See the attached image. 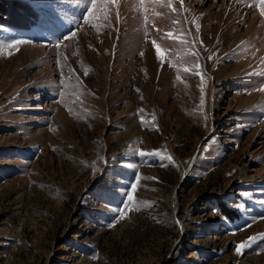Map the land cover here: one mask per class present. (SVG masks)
Masks as SVG:
<instances>
[{
	"label": "rangeland",
	"instance_id": "1",
	"mask_svg": "<svg viewBox=\"0 0 264 264\" xmlns=\"http://www.w3.org/2000/svg\"><path fill=\"white\" fill-rule=\"evenodd\" d=\"M90 7L0 0V264H264V2Z\"/></svg>",
	"mask_w": 264,
	"mask_h": 264
},
{
	"label": "snow or ice",
	"instance_id": "2",
	"mask_svg": "<svg viewBox=\"0 0 264 264\" xmlns=\"http://www.w3.org/2000/svg\"><path fill=\"white\" fill-rule=\"evenodd\" d=\"M91 2V7L90 9H88L87 11V18L85 19V23L87 24L89 22V20L94 16L95 12L97 11V0H90ZM117 2V0H104V3H112L115 4ZM144 0H141V3L143 4ZM262 2H264V0H262ZM169 7H171V5H169ZM262 15H264V8L261 9ZM73 35H75V33H73ZM169 35L171 36L172 34L169 33ZM17 43H22V41H17ZM153 46L155 47V51L158 57H160L161 59H163V54L161 52V48L158 44H156L155 41H153ZM197 68H199V65L197 64ZM185 72L188 71V69H184ZM177 79H179V77H177ZM200 91L203 93L204 89L201 88ZM204 103V97L201 96V105H203ZM139 156L141 158H146V157H150V156H156V157H161L160 152L158 151H153V152H144L141 151L139 152ZM163 158V157H161ZM168 159H171V157H168ZM136 180H139V177H136ZM137 190V184L133 183L131 185V192L129 194H127V204L124 205V210L120 212V216H124L125 211L129 210V205L133 202L134 200V196L132 195V193H135ZM261 239H264V236L260 237ZM256 238H249V242L248 243H240L236 246V251L238 254H242L243 250L246 247H250L251 243L255 242Z\"/></svg>",
	"mask_w": 264,
	"mask_h": 264
}]
</instances>
